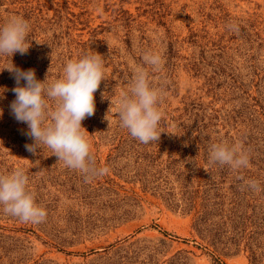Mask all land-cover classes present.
Listing matches in <instances>:
<instances>
[{
    "label": "rangeland",
    "instance_id": "374dc122",
    "mask_svg": "<svg viewBox=\"0 0 264 264\" xmlns=\"http://www.w3.org/2000/svg\"><path fill=\"white\" fill-rule=\"evenodd\" d=\"M13 15L29 22L30 47L12 63L40 81L102 56L82 127L109 172L85 182L51 149L26 150L10 58H0V174L23 168L47 213L25 223L0 206V264H264V190L244 185L264 189V0H0V25ZM145 51L163 59L150 72L163 118L149 144L120 126L116 107ZM221 142L242 143L250 166L210 164Z\"/></svg>",
    "mask_w": 264,
    "mask_h": 264
},
{
    "label": "clouds",
    "instance_id": "9594fccd",
    "mask_svg": "<svg viewBox=\"0 0 264 264\" xmlns=\"http://www.w3.org/2000/svg\"><path fill=\"white\" fill-rule=\"evenodd\" d=\"M228 28L238 30L234 24ZM29 32L30 24L21 16L13 15L0 25V58H10L3 70H8L16 82L12 89L15 99L10 104L11 114L17 122L27 125L24 134L33 140L32 144L25 145L26 150L35 154L37 149H51L58 162L80 172L85 182L106 175L109 169L97 166L90 134L82 127V121L95 113L94 93L105 75L102 56L95 52L69 59L60 78L50 83L47 78L40 81L34 70H21L11 60L16 53L28 52ZM142 61L129 87L116 100V107L120 126L140 143L149 144L159 140L158 126L163 118L159 107L162 93L152 87L150 72L160 71L163 59L158 52L145 51ZM209 163L227 165L238 172L250 166V156L240 142L232 145L221 142L211 145ZM244 185L253 191L264 190L257 180H245ZM0 206L5 214L25 223H41L47 215L36 203L23 168L0 174Z\"/></svg>",
    "mask_w": 264,
    "mask_h": 264
}]
</instances>
